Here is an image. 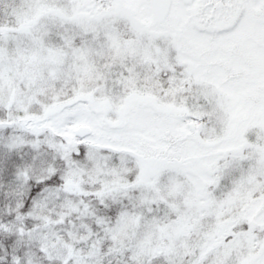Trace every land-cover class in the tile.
Listing matches in <instances>:
<instances>
[{
    "label": "snow or ice",
    "instance_id": "1",
    "mask_svg": "<svg viewBox=\"0 0 264 264\" xmlns=\"http://www.w3.org/2000/svg\"><path fill=\"white\" fill-rule=\"evenodd\" d=\"M0 264H264V0H0Z\"/></svg>",
    "mask_w": 264,
    "mask_h": 264
}]
</instances>
